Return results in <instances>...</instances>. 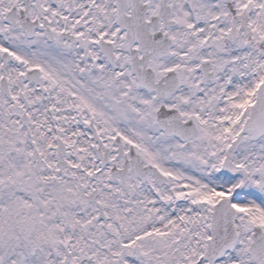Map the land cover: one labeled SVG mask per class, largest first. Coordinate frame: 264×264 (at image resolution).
I'll list each match as a JSON object with an SVG mask.
<instances>
[{"label":"snow or ice","instance_id":"snow-or-ice-1","mask_svg":"<svg viewBox=\"0 0 264 264\" xmlns=\"http://www.w3.org/2000/svg\"><path fill=\"white\" fill-rule=\"evenodd\" d=\"M0 264H264V0H0Z\"/></svg>","mask_w":264,"mask_h":264}]
</instances>
